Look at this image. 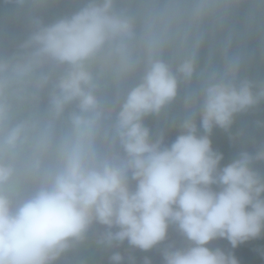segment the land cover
I'll list each match as a JSON object with an SVG mask.
<instances>
[{"label":"clouds","instance_id":"9594fccd","mask_svg":"<svg viewBox=\"0 0 264 264\" xmlns=\"http://www.w3.org/2000/svg\"><path fill=\"white\" fill-rule=\"evenodd\" d=\"M0 5V264H241L264 239V141L236 128L264 132V0Z\"/></svg>","mask_w":264,"mask_h":264},{"label":"trees","instance_id":"16d2710c","mask_svg":"<svg viewBox=\"0 0 264 264\" xmlns=\"http://www.w3.org/2000/svg\"><path fill=\"white\" fill-rule=\"evenodd\" d=\"M9 17L10 13L7 8L5 6L0 5V22L8 20ZM240 120H242V123L238 124L236 128L242 127L243 129H245L247 126L249 129L251 128V133L257 131L255 128L252 127L253 121L249 119V116H245ZM174 135L175 133H170L169 139L173 138ZM212 139L214 146L225 153V163H227L230 157L234 155L237 151V146L229 140L228 134L224 133L219 129L214 132ZM214 244L227 247V242L223 240L215 241ZM260 247H264V239L248 242L246 244L241 245L234 251L238 258L241 260V264H264V257H261L256 251V249ZM153 255L155 256L156 254Z\"/></svg>","mask_w":264,"mask_h":264},{"label":"rangeland","instance_id":"374dc122","mask_svg":"<svg viewBox=\"0 0 264 264\" xmlns=\"http://www.w3.org/2000/svg\"><path fill=\"white\" fill-rule=\"evenodd\" d=\"M249 116V119H251L252 121H254V120H256V119H258V118H260V116H261V113H260V111H257L256 113H254V114H251V115H248ZM240 123H242V120H239L238 121V123H237V125L238 124H240ZM237 128H242V127H237ZM246 130H248L249 132H250V129L246 126V128H245ZM257 130V129H256ZM235 131V130H234ZM251 133V132H250ZM254 134V135H253ZM251 135L253 136V138L255 139V141L258 143V142H261V141H264V132H261V131H259V130H257L256 132H254V133H251ZM248 147H251L252 145L251 144H248L247 145ZM233 156V155H232ZM231 156V157H232ZM231 157H230V159H231ZM228 162V161H227Z\"/></svg>","mask_w":264,"mask_h":264}]
</instances>
